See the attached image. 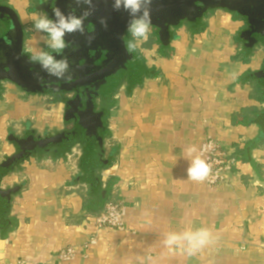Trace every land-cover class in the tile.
Instances as JSON below:
<instances>
[{
    "label": "crops",
    "instance_id": "1",
    "mask_svg": "<svg viewBox=\"0 0 264 264\" xmlns=\"http://www.w3.org/2000/svg\"><path fill=\"white\" fill-rule=\"evenodd\" d=\"M41 1L0 0L18 13L31 55L47 49L33 28V16L44 14ZM244 28L239 17L215 9L201 33L177 29L169 50L155 38L138 42L148 72L114 96L105 142L113 161L99 179L110 196L115 186L121 190L126 230L102 229L98 243L88 245V217L98 208H86L90 186L62 164L67 158L31 157L1 182L3 190L21 185L22 191L10 210L17 227L0 233V264H264V143L254 146L258 121L244 123L264 110V88L245 78L264 70V45L248 53L240 40ZM27 30L35 33L32 40ZM44 101L0 81V164L14 154L11 133L44 136L63 128L64 110L58 115L50 107L56 103ZM207 135L225 149L249 150L231 185L209 187L187 178L184 149H201ZM107 201L94 199L93 205ZM199 227L210 228L214 239L194 255L162 244L168 231ZM69 246L78 247L79 256L57 259Z\"/></svg>",
    "mask_w": 264,
    "mask_h": 264
},
{
    "label": "water",
    "instance_id": "2",
    "mask_svg": "<svg viewBox=\"0 0 264 264\" xmlns=\"http://www.w3.org/2000/svg\"><path fill=\"white\" fill-rule=\"evenodd\" d=\"M197 3H202L199 7ZM60 7L65 13H79L85 6L77 5L75 0L41 1L40 10L51 17L52 9ZM151 26L160 29V36L166 34L168 26L183 19L193 20L210 8L236 12L248 18V26L240 35L246 45H264V0H153L151 4ZM100 18L107 20V27L99 23ZM128 16L124 12L114 11L112 0H98L96 10L85 22V35L75 33L66 37L73 41V47L64 54L70 63L71 79L57 80L40 70L33 64V72L29 71L25 49V30L18 13L7 5H0V22L6 24V34L0 38V81H9L28 94L50 96L77 92L75 100L68 102L66 118L75 120L73 131H66L46 137H38L29 131L22 139L14 135L8 137L15 153L0 164V213L1 182L10 172L21 166L34 156H42L53 150L52 157L61 159L76 145H83L84 153L81 170L86 177H91L100 165L101 140L98 131L101 128L100 114L97 112L96 99L113 91L120 77L128 70L133 73V63L126 47ZM94 29L88 32L87 25ZM97 40L105 48L108 59L100 67L93 69L87 65L80 67L78 61L83 58V50L92 52L87 46L89 41ZM85 43H87L85 45ZM129 64V65H128ZM128 65V68H127ZM255 77L264 86V70ZM5 191V189L3 190Z\"/></svg>",
    "mask_w": 264,
    "mask_h": 264
},
{
    "label": "clouds",
    "instance_id": "3",
    "mask_svg": "<svg viewBox=\"0 0 264 264\" xmlns=\"http://www.w3.org/2000/svg\"><path fill=\"white\" fill-rule=\"evenodd\" d=\"M77 5L85 7L79 13H65L60 7L52 9L51 17L48 15L33 16V28L43 34L46 48L52 51L40 49L30 57V62L39 65L40 70L57 80L71 79L70 63L64 53L73 47V41L66 37L75 33L85 35V22L93 16L98 0H75ZM153 0H112V8L117 12H124L128 16L126 32L131 39L126 47L133 51L138 42L147 41L152 24L151 4ZM99 23L105 28L107 20L100 18ZM91 41L92 37H88ZM56 113L62 114L65 108L63 102L50 106ZM48 113H46L47 115ZM185 158L189 161L187 178L193 182L202 183L208 179L211 166L201 154V149L196 145H190L184 149ZM213 232L208 227L188 228L182 232L168 231L163 234L162 244L169 251L180 250L188 255H194L213 241Z\"/></svg>",
    "mask_w": 264,
    "mask_h": 264
},
{
    "label": "trees",
    "instance_id": "4",
    "mask_svg": "<svg viewBox=\"0 0 264 264\" xmlns=\"http://www.w3.org/2000/svg\"><path fill=\"white\" fill-rule=\"evenodd\" d=\"M213 11V10H212ZM211 13L209 10H205L203 13H201L198 17H196L193 20H188L185 22V26L194 34L201 33L204 30V19ZM183 25L182 22H177L173 25H170L166 29V34L163 36H160V29L155 28V34L154 37L157 41V44L160 46L161 50H169L170 48V42L173 41V39L176 38V30L180 28ZM131 39V37H130ZM246 51L249 53L253 46L246 45L244 47ZM131 52V62L133 65L131 66V70H133V73H129V87L135 86L141 82V80L147 75L148 69L146 68L143 57L141 53L135 49ZM257 73H253L251 71L247 72L245 75V78L251 83L254 84L256 88H264V86L259 82V80L255 77ZM114 97L108 98L106 107L103 108V121L101 124V128L99 130V138L101 140V152H100V165L98 168L95 169L91 177H86L84 173H81L77 177L78 182H85L88 183L90 186V196L89 199H86L85 205H87L86 208H88V205L90 204V207L97 208L96 211H93L94 213H100L104 207H100L99 205H93L94 199H96L99 203H103V200L106 201L110 198V194L102 189V185L100 183V174L103 170L108 169L112 166L113 161V155H106V147L105 142L107 139L111 137V133L108 128V120L107 117L109 115V111L111 107L114 104ZM255 114L254 118H250L249 120L244 121L245 124H249L251 122H257L260 125L261 133L260 137L255 141L254 146L258 145L259 143H264V110L262 112L253 111ZM257 116V117H256ZM236 123V121H234ZM249 148H252L249 147ZM249 150L241 151L237 150V155L240 159L245 160L246 153ZM43 156H37V158H42ZM20 169V167L13 169L10 173L17 172ZM22 191V186H16L11 189H6L5 191L2 190L1 198L4 200L1 204V213H0V233L1 234H8L11 230L16 228L17 224L15 223V220L10 217V210L12 206V202L15 196H17ZM103 198V199H102Z\"/></svg>",
    "mask_w": 264,
    "mask_h": 264
},
{
    "label": "built area",
    "instance_id": "5",
    "mask_svg": "<svg viewBox=\"0 0 264 264\" xmlns=\"http://www.w3.org/2000/svg\"><path fill=\"white\" fill-rule=\"evenodd\" d=\"M75 150L67 156L68 162H73L74 172H78L77 162L79 151ZM201 154L211 166V173L206 184L209 187L231 185L233 176L239 174L242 159L237 155L235 149H225L221 143L211 135H207L201 145ZM71 155V156H70ZM74 158V160H72ZM127 215V204L121 190L115 186L114 192L106 202L104 209L88 219L92 221L91 238L88 245L97 244L99 233L102 229L111 228L115 230H126L125 217ZM87 245H84L86 248ZM79 256V248L69 246L60 250L56 257L61 261H71Z\"/></svg>",
    "mask_w": 264,
    "mask_h": 264
},
{
    "label": "flooded vegetation",
    "instance_id": "6",
    "mask_svg": "<svg viewBox=\"0 0 264 264\" xmlns=\"http://www.w3.org/2000/svg\"><path fill=\"white\" fill-rule=\"evenodd\" d=\"M44 1H49V0H44ZM38 5L39 7H41V2H38ZM197 5L199 7H203L202 3H197ZM216 8H210V9H207L209 11H212V10H215ZM42 12V11H41ZM229 12V11H228ZM44 13V12H43ZM237 17H239L243 23H244V30L245 31L247 29V26H248V18L247 17H244V16H241L240 14L236 13V12H229ZM45 14V13H44ZM188 19H183L182 22L183 25L182 26H185V22H187ZM2 23V22H0ZM4 29H1L0 30V38L3 37L5 34H6V31L5 29H7L6 27V24L2 23ZM181 26V27H182ZM86 29L88 30V32H91L93 29H94V26L92 24L90 25H87L86 26ZM179 29V28H178ZM149 38H153L154 37V34H155V29L153 26L150 27V33H149ZM130 39V35L127 33V37H126V42ZM88 43V44H87ZM87 43H85V45L87 44L88 47H91L93 50L91 53H89V49L88 50H83L82 52V56L83 58H81L79 61H78V65L80 67L84 66V65H87L93 69H96L98 67H100L102 64H104V62L107 61L108 59V53L107 51L105 50V48L101 47L100 44L98 43L97 40H91V41H88ZM48 49V50H47ZM46 51H49L51 52L52 50L49 48H47ZM24 53L26 54V57H27V62H30V57H31V54H29L25 49H24ZM129 53H130V56H131V52L129 50ZM131 60V58L129 59V61ZM33 64H36V63H32L30 62L29 64V71L30 73L34 71V69L32 68V65ZM129 65V64H128ZM128 65H127V68H128ZM129 68L127 71L124 72V74L120 77L119 79V83L116 85L115 88H113V91L112 92H107L101 96H99L97 99H96V104H97V112L100 114V121L102 122L103 121V117H104V113H103V108L106 107V103L108 102L107 99L108 98H112L114 97L117 92L121 89V88H126L128 87V84H129ZM77 96V92H70V93H65V94H56V95H50V101L52 103H56V104H59L60 102H63L64 105H67L68 102H71L73 100H75ZM108 119V117H107ZM74 127H75V120L74 119H67L66 118V107L64 108V125H63V128L61 130H58L56 131L55 133H50L49 135H44L42 137H46V136H51V135H55V134H58V133H62V132H66V131H73L74 130ZM29 132V131H28ZM24 133L22 136H17L15 134H10L9 136L11 135H14L16 136L17 138L19 139H22L26 136V134L28 133ZM38 137H41V135H37ZM98 136H99V131H98ZM84 148L85 146L83 145H76L75 147H73L70 152L65 155L63 158H67V156L69 154H72L75 150L79 151V155H78V162H77V167H78V176L81 175L82 170H81V160H82V157H83V153H84ZM76 151V153H77ZM15 153V152H14ZM52 153H53V150L45 153L44 155L42 156H50L51 158L52 157ZM35 157V156H34ZM7 158V157H6ZM55 159V158H54ZM62 159V158H61ZM20 167V166H19ZM11 174V173H10Z\"/></svg>",
    "mask_w": 264,
    "mask_h": 264
},
{
    "label": "rangeland",
    "instance_id": "7",
    "mask_svg": "<svg viewBox=\"0 0 264 264\" xmlns=\"http://www.w3.org/2000/svg\"><path fill=\"white\" fill-rule=\"evenodd\" d=\"M44 15V14H43ZM28 28H32V27H28ZM1 29H4V27H3V25H2V23H0V30ZM34 35H35V33L33 32V31H30V30H27V39L28 40H32L33 39V37H34ZM150 35V34H149ZM44 48V47H43ZM44 50H46V49H44ZM48 50V49H47ZM50 50V49H49ZM28 52V51H27ZM30 53V52H29ZM37 96V95H36ZM39 97L41 98V100L42 101H44V99H46V100H49L50 99V97L49 96H42V95H39ZM45 100V101H46ZM45 101H44V103H45ZM20 126H18V128H19ZM20 130H18V129H16L15 128V131L16 132H21V128H19ZM56 131H54L53 133H55ZM24 133L23 132H21L20 133V136H22ZM11 152H15V149H12L11 148ZM71 156V155H70ZM43 157H50V156H43ZM51 158V157H50ZM6 159V158H5ZM4 159V160H5ZM72 160H74V158H72ZM64 166H66L70 171H72V172H74V165H73V162H68V161H65L64 163H62ZM60 166H61V164H60ZM40 168H42V166H40ZM18 172V171H17ZM13 202H15V201H13ZM13 202H12V206L11 207H13Z\"/></svg>",
    "mask_w": 264,
    "mask_h": 264
}]
</instances>
